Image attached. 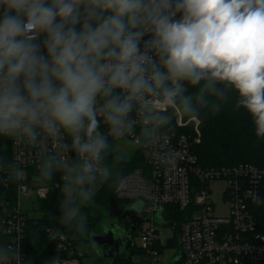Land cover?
<instances>
[{
    "label": "clouds",
    "instance_id": "9594fccd",
    "mask_svg": "<svg viewBox=\"0 0 264 264\" xmlns=\"http://www.w3.org/2000/svg\"><path fill=\"white\" fill-rule=\"evenodd\" d=\"M233 98L264 138V0H0V137L35 151L36 183L61 174L53 239L72 228L101 255L83 212L98 185L145 210L139 177L110 162L114 143L139 139L170 164L176 113ZM6 152L0 171L18 184L23 156ZM0 264H22L16 241H0Z\"/></svg>",
    "mask_w": 264,
    "mask_h": 264
},
{
    "label": "built area",
    "instance_id": "2783aa9c",
    "mask_svg": "<svg viewBox=\"0 0 264 264\" xmlns=\"http://www.w3.org/2000/svg\"><path fill=\"white\" fill-rule=\"evenodd\" d=\"M182 116L176 113L166 150L174 160L158 161L154 150L141 147L136 139L137 155L144 164L134 169L145 192V221L135 236V256L139 264H264V166L240 163L232 166L203 167L194 150L189 133L179 129ZM7 144V156L18 152L23 156L25 178L17 183L5 182L0 171V241H16L20 245L22 264L29 258L24 243L29 218L22 209V198L47 199L51 191L63 186L61 174L57 182L40 185L34 181L38 158L34 150H21L10 139L0 137V146ZM225 182L222 200L230 205L227 214L217 213L212 199L213 182ZM116 196L127 202L131 199ZM126 205V206H127ZM178 214L180 222L172 218ZM146 223V224H145ZM167 224V226H164ZM145 224V226H143ZM161 227H160V226ZM48 238L57 243V250L69 252V264H81L82 253L72 242ZM167 254V255H166ZM33 264V263H32Z\"/></svg>",
    "mask_w": 264,
    "mask_h": 264
},
{
    "label": "trees",
    "instance_id": "16d2710c",
    "mask_svg": "<svg viewBox=\"0 0 264 264\" xmlns=\"http://www.w3.org/2000/svg\"><path fill=\"white\" fill-rule=\"evenodd\" d=\"M182 119L185 124L179 129L192 137L195 153L203 167L232 166L240 163L264 166V138L256 136L251 116L243 108H235L234 98L223 105L219 113L208 111L206 115L202 114L200 117L182 116ZM109 159L112 164H117L116 167L123 169L126 173L144 164L143 158L137 154L130 163L119 161L114 153ZM58 180L57 173L51 183ZM61 199L62 185L53 189L47 199L40 202L42 217L27 221L24 247L28 257L37 254L33 264H48V261L58 255L61 259H67L70 256L69 252L57 250V243L52 240L45 249H40L48 238L47 230L61 227L52 219V217L60 216ZM126 205L127 202L116 196V188L111 185V182L100 184L94 200L83 209L88 227L94 230L105 214L122 223V214ZM172 219L176 223L181 220L178 214L173 215ZM262 223V231H264V211H262ZM61 230L65 232L75 250L90 243L72 228L63 227ZM128 251H130L128 256L124 253L110 263L100 259L98 264H137L134 257L139 254V251L134 246Z\"/></svg>",
    "mask_w": 264,
    "mask_h": 264
},
{
    "label": "rangeland",
    "instance_id": "374dc122",
    "mask_svg": "<svg viewBox=\"0 0 264 264\" xmlns=\"http://www.w3.org/2000/svg\"><path fill=\"white\" fill-rule=\"evenodd\" d=\"M183 124H185L184 121H183ZM113 153L118 156L119 161H125L127 163H130L133 160V158L136 157L137 145L134 142L125 143L124 141H117L114 143ZM113 165L115 167L117 166V164H113ZM224 185H225V182H220V181L212 183V189H213L212 199L216 203L217 213L222 214V215L227 214L230 208V205L227 202H224L222 200V191H223ZM21 204H22L23 211L27 213V216L29 218L40 219L42 217V212L40 211V206L36 198L34 197L22 198ZM100 222L101 223L105 222L106 224H113V223H118L119 221L114 220L109 215L105 214ZM145 224L143 226H145ZM50 242L51 240L47 238V240L41 245L40 249L41 250L45 249L50 244ZM79 251L82 253L81 260H80L81 264H97V260L94 257L95 255L94 250L91 247L90 243L81 246ZM129 254H130V251L125 252L126 256H128ZM36 256L37 254L30 256L26 260L25 264H32ZM134 261H136L135 257H134Z\"/></svg>",
    "mask_w": 264,
    "mask_h": 264
},
{
    "label": "water",
    "instance_id": "95a60500",
    "mask_svg": "<svg viewBox=\"0 0 264 264\" xmlns=\"http://www.w3.org/2000/svg\"><path fill=\"white\" fill-rule=\"evenodd\" d=\"M122 224L120 222L113 224H106L100 222L94 229L95 235L93 240L102 249L100 256L105 262H112L117 256L124 254L135 244L136 232L145 221L142 215H138L135 211L124 208L122 214ZM127 225L130 227L128 228ZM167 226V224H164Z\"/></svg>",
    "mask_w": 264,
    "mask_h": 264
},
{
    "label": "crops",
    "instance_id": "0c3cea01",
    "mask_svg": "<svg viewBox=\"0 0 264 264\" xmlns=\"http://www.w3.org/2000/svg\"><path fill=\"white\" fill-rule=\"evenodd\" d=\"M94 254H95V252H94ZM94 257L96 258L97 264H98L99 260L101 259L100 256H98V255L95 254Z\"/></svg>",
    "mask_w": 264,
    "mask_h": 264
},
{
    "label": "flooded vegetation",
    "instance_id": "af4514ba",
    "mask_svg": "<svg viewBox=\"0 0 264 264\" xmlns=\"http://www.w3.org/2000/svg\"><path fill=\"white\" fill-rule=\"evenodd\" d=\"M122 224V223H121ZM127 227L129 228L130 226L129 225H127ZM137 233V232H136Z\"/></svg>",
    "mask_w": 264,
    "mask_h": 264
}]
</instances>
